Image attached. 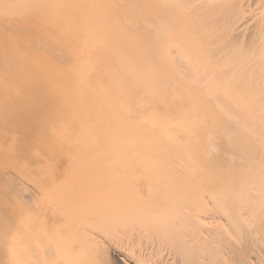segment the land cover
Returning <instances> with one entry per match:
<instances>
[{
  "label": "bare ground",
  "instance_id": "obj_1",
  "mask_svg": "<svg viewBox=\"0 0 264 264\" xmlns=\"http://www.w3.org/2000/svg\"><path fill=\"white\" fill-rule=\"evenodd\" d=\"M0 264H264V0H0Z\"/></svg>",
  "mask_w": 264,
  "mask_h": 264
}]
</instances>
